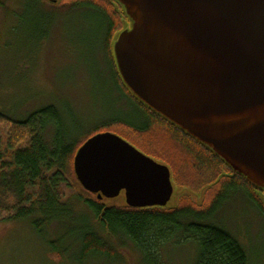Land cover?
<instances>
[{
  "label": "water",
  "instance_id": "obj_1",
  "mask_svg": "<svg viewBox=\"0 0 264 264\" xmlns=\"http://www.w3.org/2000/svg\"><path fill=\"white\" fill-rule=\"evenodd\" d=\"M57 3V0H49ZM125 88L264 193V0H115ZM76 177L98 200L165 208L170 168L110 132L84 142Z\"/></svg>",
  "mask_w": 264,
  "mask_h": 264
},
{
  "label": "trees",
  "instance_id": "obj_2",
  "mask_svg": "<svg viewBox=\"0 0 264 264\" xmlns=\"http://www.w3.org/2000/svg\"><path fill=\"white\" fill-rule=\"evenodd\" d=\"M37 1L52 10L89 7L106 20L110 32L108 49L118 84L146 117L139 125L116 121L107 128L167 165L178 198L172 207L144 209L127 206L124 198L100 201L84 190L74 171L75 155L85 141L70 140L56 108H41L24 119L0 109V224L34 218L33 227L44 235L47 228L72 219L76 209L86 206L98 226L78 227L72 244L66 246L61 244L64 236L48 241L60 257L70 259L79 249L76 258L82 263L97 256L115 259L122 240L149 256L165 242L174 240L179 231L183 241H193L198 246L193 264H250L247 250L217 217L226 201L245 194L264 218V193L211 149L150 110L125 88L112 47L118 35L129 27L123 7L115 0H60L61 5ZM49 126L55 130L51 143L45 136Z\"/></svg>",
  "mask_w": 264,
  "mask_h": 264
},
{
  "label": "rangeland",
  "instance_id": "obj_3",
  "mask_svg": "<svg viewBox=\"0 0 264 264\" xmlns=\"http://www.w3.org/2000/svg\"><path fill=\"white\" fill-rule=\"evenodd\" d=\"M109 33L106 20L89 7L52 10L37 0H0V109L24 119L41 108H56L70 140L79 143L99 133L116 134L107 128L116 121L144 122L146 117L114 74ZM45 136L51 143L55 130L49 126ZM177 198L175 192L167 207L175 206ZM93 217L88 207L80 206L72 219L52 225L44 235L33 227L34 218L0 224V264H193L196 260L197 244L183 241L179 231L149 256L124 240L117 245L115 259L97 256L82 263L76 258L79 249L70 259L52 251L48 241L64 236L62 246L72 244L78 227L98 226ZM218 218L247 250L250 264H264V218L247 196L226 201Z\"/></svg>",
  "mask_w": 264,
  "mask_h": 264
}]
</instances>
